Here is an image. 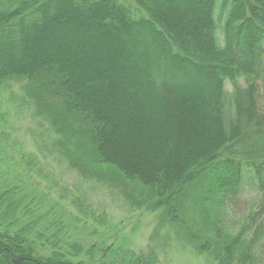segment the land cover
<instances>
[{
  "label": "trees",
  "instance_id": "16d2710c",
  "mask_svg": "<svg viewBox=\"0 0 264 264\" xmlns=\"http://www.w3.org/2000/svg\"><path fill=\"white\" fill-rule=\"evenodd\" d=\"M14 81L80 174L218 264H264V0H0V90ZM6 139L0 180L32 174L31 156L6 164ZM45 201L0 184V264H93Z\"/></svg>",
  "mask_w": 264,
  "mask_h": 264
},
{
  "label": "rangeland",
  "instance_id": "374dc122",
  "mask_svg": "<svg viewBox=\"0 0 264 264\" xmlns=\"http://www.w3.org/2000/svg\"><path fill=\"white\" fill-rule=\"evenodd\" d=\"M25 85L14 81L0 90V135L7 136L2 158L15 169L19 154L33 157L36 165L32 174L3 175L0 184H32L38 196H46L50 202H45L57 208L64 222L72 223L90 245H96L93 264H130L124 259L128 254L138 264H144L143 258H150L151 264H218L187 245L169 226H162L158 213L136 207L121 188L72 168L60 154L59 136L51 123L26 98ZM244 191L242 203L230 206L221 222L234 231L255 198L251 185Z\"/></svg>",
  "mask_w": 264,
  "mask_h": 264
}]
</instances>
